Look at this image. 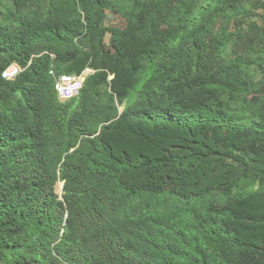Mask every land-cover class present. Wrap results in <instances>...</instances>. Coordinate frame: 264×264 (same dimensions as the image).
Here are the masks:
<instances>
[{"label":"trees","instance_id":"1","mask_svg":"<svg viewBox=\"0 0 264 264\" xmlns=\"http://www.w3.org/2000/svg\"><path fill=\"white\" fill-rule=\"evenodd\" d=\"M0 264H264V1L0 0Z\"/></svg>","mask_w":264,"mask_h":264},{"label":"built area","instance_id":"2","mask_svg":"<svg viewBox=\"0 0 264 264\" xmlns=\"http://www.w3.org/2000/svg\"><path fill=\"white\" fill-rule=\"evenodd\" d=\"M22 70L18 65H12L10 68L2 73L5 80H13L17 74ZM50 74L55 78V90L57 91L61 100L66 101L77 97L84 88V76H57L55 72L51 71Z\"/></svg>","mask_w":264,"mask_h":264},{"label":"rangeland","instance_id":"3","mask_svg":"<svg viewBox=\"0 0 264 264\" xmlns=\"http://www.w3.org/2000/svg\"><path fill=\"white\" fill-rule=\"evenodd\" d=\"M254 1H259V0H254ZM264 1V0H262ZM110 21H113L116 25L120 26L122 25V21L120 20V18L114 16V15H110ZM62 188H63V184L62 183H59L57 186H56V193L58 195H61L62 193Z\"/></svg>","mask_w":264,"mask_h":264},{"label":"clouds","instance_id":"4","mask_svg":"<svg viewBox=\"0 0 264 264\" xmlns=\"http://www.w3.org/2000/svg\"><path fill=\"white\" fill-rule=\"evenodd\" d=\"M87 73H89L90 71L88 70V71H86ZM83 76H84V80H85V74H82ZM67 76H69V75H67ZM84 85H85V81H84ZM83 90V89H82ZM57 92V91H56ZM59 96V95H58ZM60 98V97H59ZM73 99V98H72ZM61 100V99H60ZM69 100H71V99H69ZM61 101H63V100H61ZM66 101H68V100H66ZM63 102H65V101H63Z\"/></svg>","mask_w":264,"mask_h":264},{"label":"water","instance_id":"5","mask_svg":"<svg viewBox=\"0 0 264 264\" xmlns=\"http://www.w3.org/2000/svg\"><path fill=\"white\" fill-rule=\"evenodd\" d=\"M63 189V188H62Z\"/></svg>","mask_w":264,"mask_h":264}]
</instances>
